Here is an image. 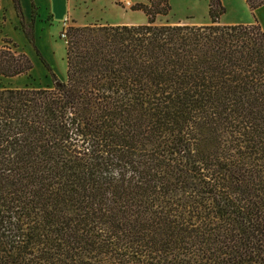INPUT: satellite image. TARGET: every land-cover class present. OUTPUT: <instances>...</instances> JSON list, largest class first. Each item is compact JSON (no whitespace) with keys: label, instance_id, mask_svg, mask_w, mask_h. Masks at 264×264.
Here are the masks:
<instances>
[{"label":"trees","instance_id":"16d2710c","mask_svg":"<svg viewBox=\"0 0 264 264\" xmlns=\"http://www.w3.org/2000/svg\"><path fill=\"white\" fill-rule=\"evenodd\" d=\"M244 1L253 23L208 0L209 24L158 25L169 0H146L142 24L70 25L52 86L2 85L33 68L4 41L0 264H264V0Z\"/></svg>","mask_w":264,"mask_h":264},{"label":"rangeland","instance_id":"374dc122","mask_svg":"<svg viewBox=\"0 0 264 264\" xmlns=\"http://www.w3.org/2000/svg\"><path fill=\"white\" fill-rule=\"evenodd\" d=\"M225 11L220 16L219 22L224 25L231 24H248L253 20V15L249 11L244 0H220ZM71 10L73 9V18L66 15L64 18V7L60 3H56L53 7V24L51 34L55 35L61 24V28L54 37V58L50 69L59 81L65 79L66 63H65V40L61 37L64 29L70 25H75L73 21L78 23H108L117 25H126L127 22L142 23L145 21V15L141 10H130L129 7L124 8L118 0H70ZM131 6L134 4H145L146 0H130ZM170 12L166 17H159L156 21L158 25L163 24H209L208 18V0H169ZM34 23L38 19L36 10L32 9ZM64 18V19H63ZM75 19V20H74ZM52 18L49 16L46 24L51 23ZM65 20V21H64ZM48 21V22H47ZM66 23V27L63 23ZM34 23H25L24 29L21 23L19 28L23 30L32 29L33 41L32 45L35 49ZM132 25V24H130ZM7 39L0 37V47L4 45ZM13 47V43H8ZM18 52H23L20 46H17ZM35 70L30 72L28 76H20L12 79H2V85L6 87L22 88L25 86L46 87L52 86V77L46 70H42L39 66H35ZM46 69V68H45ZM56 84V83H55Z\"/></svg>","mask_w":264,"mask_h":264},{"label":"crops","instance_id":"0c3cea01","mask_svg":"<svg viewBox=\"0 0 264 264\" xmlns=\"http://www.w3.org/2000/svg\"><path fill=\"white\" fill-rule=\"evenodd\" d=\"M57 2L64 7V18L66 15H70L73 18V9L71 10L70 0H19L23 20L25 23L31 22L32 17H34L32 16V9L36 10V16L38 19L35 21V23L33 22V32L35 34L36 40L34 49L23 30L19 28L20 18L17 16L13 1L0 0V37H4L7 40H10L13 44L20 46L22 51L30 58L32 62L33 68L31 72L35 70V66H39L42 70L46 71L41 59H43L49 66L50 64H53V45L55 44L53 36L58 34L61 28L60 24L57 33L55 35L51 34L50 29L53 24V7ZM253 14L264 31V5L255 9ZM49 16L52 18L51 23L46 24L45 22ZM253 21L254 17L250 23H253ZM74 23L75 25H86V23L81 24L77 21H74ZM142 23L127 22L125 24L130 25Z\"/></svg>","mask_w":264,"mask_h":264},{"label":"built area","instance_id":"2783aa9c","mask_svg":"<svg viewBox=\"0 0 264 264\" xmlns=\"http://www.w3.org/2000/svg\"><path fill=\"white\" fill-rule=\"evenodd\" d=\"M118 1H119L120 5L122 7H124V8H127V7L131 6L130 0H118ZM63 25L66 27V23L65 22L63 23ZM61 37L64 38V32H62Z\"/></svg>","mask_w":264,"mask_h":264},{"label":"water","instance_id":"95a60500","mask_svg":"<svg viewBox=\"0 0 264 264\" xmlns=\"http://www.w3.org/2000/svg\"><path fill=\"white\" fill-rule=\"evenodd\" d=\"M58 84V82H56V85Z\"/></svg>","mask_w":264,"mask_h":264}]
</instances>
